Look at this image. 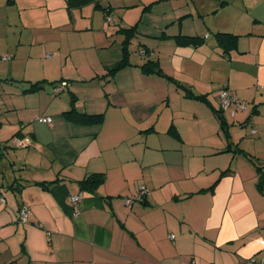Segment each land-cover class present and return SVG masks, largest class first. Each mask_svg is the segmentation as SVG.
Wrapping results in <instances>:
<instances>
[{
  "label": "crops",
  "instance_id": "obj_1",
  "mask_svg": "<svg viewBox=\"0 0 264 264\" xmlns=\"http://www.w3.org/2000/svg\"><path fill=\"white\" fill-rule=\"evenodd\" d=\"M238 2L196 0L198 7L180 13L187 17L197 13L204 19L233 8L242 13V20L238 19L242 26L220 25L212 35L231 33L239 44L222 56L206 31L172 34L201 37L203 43L196 49L210 50L214 60L224 64L228 79L217 92L191 87L205 100L170 96L172 115L165 109L166 121L150 125L146 135L139 131L147 130V115L141 118L122 90L136 91L138 83L144 88L145 80L154 78L137 70L127 67L104 83L98 76L115 62L98 63L99 72L92 76L91 67L97 63H83L79 57L70 64L69 53L52 54L58 58H43L42 72L21 80H75L58 97L50 93L51 84L40 92L23 93V85L3 81L14 78L10 73L0 76V198L5 200L0 202V264H252L251 258L262 260L264 192L257 186L261 173L249 158L264 166V0ZM17 3L2 0L0 11L6 25L22 23V35L28 23ZM15 8L22 18L14 15ZM12 54L10 66L17 63L18 47ZM209 59L210 55L205 57ZM157 61L164 71L168 61ZM57 62L66 66L61 76H48ZM3 83L13 88L3 90ZM222 89L248 104L233 117L236 104L225 110L227 130H222L216 117ZM209 94H215V101ZM71 95L81 103L80 113L103 114L101 124L69 122L62 113L69 108ZM181 98L194 108L183 112ZM176 111L190 114L189 119L181 115L170 121ZM42 117H51L52 123L39 122ZM193 121L196 127L187 125ZM170 125L179 138L168 134ZM193 130L195 142L190 143L188 133ZM229 144L242 152H233ZM91 173L105 175L94 194L79 186ZM54 180L59 199L38 184ZM142 187L146 192L139 198ZM78 194L80 214L73 217L69 199ZM22 208L30 211L29 224L18 222Z\"/></svg>",
  "mask_w": 264,
  "mask_h": 264
},
{
  "label": "rangeland",
  "instance_id": "obj_2",
  "mask_svg": "<svg viewBox=\"0 0 264 264\" xmlns=\"http://www.w3.org/2000/svg\"><path fill=\"white\" fill-rule=\"evenodd\" d=\"M18 1L20 3H17L18 7L22 8L21 15L28 23L26 24L28 29H23L22 35L20 34L22 23L19 21L18 23L12 22L11 26L6 25L3 19L4 12L0 11V76L5 77L6 74L10 73L14 77L12 79L16 78L15 80H21L35 75L37 72H42L44 68L42 59L45 58V54H57L59 52L63 56H67L69 53L67 62L70 64L80 61L79 57L81 60L83 58V63L87 61L93 64L97 63L91 67L92 76H95L99 72L100 64L98 63H113L122 57V42L125 35L117 30L118 24L121 22L124 25L137 26V34L127 47L128 60L132 64L131 67L129 66V70H137L139 74H142L139 66L143 63L146 55L151 56L150 58L153 60L161 58V62L168 61L163 71L166 76L183 84L188 83L186 85L192 88L195 86L201 92H217L226 85L228 79L224 64L215 61L210 50L179 46L171 35L177 32L206 31L210 41L214 39L212 32L216 30L217 26H225L230 22L238 24V19L242 20V13H238L229 7L213 16H205L204 19L194 13L192 16L178 21L181 12L198 7L196 0H95L99 1L101 7L95 8V4H88L83 8L71 11L66 9L67 0ZM207 1L211 2L212 0ZM238 1L235 0V4H238ZM16 12L18 9L14 12L17 19L22 18ZM235 13L238 17L233 18ZM208 24L211 26L210 31L207 30ZM239 25L242 26L241 23ZM140 39H145L150 48L149 50L144 48L147 52L145 55L142 54L143 48L139 45ZM238 44L239 41H237ZM211 45L212 41L210 42ZM17 47L18 55L14 57L17 63L10 66L12 62L6 57L12 56ZM175 49L180 50L171 58L170 54ZM208 55L211 59L205 60ZM51 58L57 59L58 57L51 55ZM65 67L63 63L58 64L57 62L54 68L49 71L48 76L60 77L61 70ZM67 69H70L69 65ZM82 69L80 68V71ZM211 81L215 83H210ZM9 84L3 83V90L13 88ZM18 85H23V83L19 81ZM136 88H138L136 91H130V88H123L122 90L130 96L133 110L139 112L141 118L147 115L144 125L147 130L139 131V134H143L151 129L150 125L160 126L164 118L166 121L165 109H167V113L172 115L169 112V97H177L181 92L176 91L175 82L166 77L148 78L145 80L144 88L139 83ZM87 92L88 90L82 95ZM162 92H164L163 96ZM209 96L215 101V94H209ZM83 100L81 99V102ZM181 101L184 104L183 112H188L189 106L191 110L194 108V105L186 102L184 98H181ZM40 102L44 104L45 99L42 98ZM79 103L77 99L76 107ZM183 112H174L173 117L170 116V121L181 115L189 119L190 114ZM204 122L202 120L201 123ZM187 125L196 127L197 124L193 121ZM203 129L207 131V128ZM188 136V141L194 143L195 131L189 132ZM206 140L205 138L204 141ZM9 142L14 144L12 140ZM27 223L24 222L23 224Z\"/></svg>",
  "mask_w": 264,
  "mask_h": 264
},
{
  "label": "trees",
  "instance_id": "obj_3",
  "mask_svg": "<svg viewBox=\"0 0 264 264\" xmlns=\"http://www.w3.org/2000/svg\"><path fill=\"white\" fill-rule=\"evenodd\" d=\"M8 1H12V0H8ZM66 2H67L66 3V9L68 11H71L73 9L83 8L84 6H86L88 4H95V8L101 7L99 1H95V0H67ZM105 10H107V9H105ZM187 16L188 15L179 16L178 21L186 18ZM117 30H118V32L125 35V39L122 42V57L120 60H118L117 62L113 63L110 67H108L106 69L105 74L98 76V79L104 80V83L109 82L110 80H112V78H114V76L117 73H119L120 71L131 66V64L128 60L127 47L130 44L131 40L134 38V36L137 34V26L136 25L135 26L134 25L133 26L124 25L120 22L118 24ZM141 34L144 35L143 33H141ZM173 38L175 39L176 44H178L179 46H192L193 48H196L203 43L201 37H199L197 35H193V34H181L180 33V34L174 35ZM213 38L215 40L216 45L221 50V54H223L222 56L228 55V53L231 50L237 48L238 37L234 34L218 31V32L214 33ZM139 45H141L143 48V50H141L143 52L142 53L143 55H145L147 53L144 48H146L147 50L150 49L149 45L147 44L145 39H140ZM51 55L52 54H46L45 59H47V60L52 59ZM150 57L151 56L146 55L144 57L143 63L139 66L141 73L144 76L166 77L170 81L175 82L176 91L181 92V94H183L184 97L193 98L196 100H203L205 98L204 96H202L200 94L194 93L191 86H188V85L183 84L177 80H174L171 77L166 76L164 74V72L162 71L157 59L153 60ZM6 59H10V61H11L12 57L8 56V57H6ZM8 80L11 82H17V83L19 82V80H15L12 78L3 79V81H8ZM72 80L62 78L60 80L58 79L55 81H51L49 83H48V81H44V80H41V81L21 80L20 82L23 83V88L26 89L23 91V93L36 92V91L40 92L42 89H45V84H51L52 91L50 93L52 95L58 97V96H61V94L64 91L67 92L70 90L72 82L75 81V80L74 81H72ZM222 90H225V89H222ZM66 92H64V93H66ZM76 104H77V98L75 97V95H71L70 100H69V108L62 113L63 116L69 122L76 123V124H86V125H96V124L99 125V124H101V122L103 120V114H101V113H97V114L80 113L76 107ZM224 112L225 111H223L219 108V110L217 111L218 114L216 115V117L220 121V124L222 123V130H227L229 128V125L225 121V119L223 118ZM253 113L254 112H252V114ZM42 118H45V117H42ZM49 118H51V117H49ZM37 120H38V118H37ZM245 122L246 121H244V123ZM51 123H52V121H51ZM167 132H168V134H170L176 138H179V134L173 125L169 126ZM229 145L231 146L230 150H233V152H239V153L242 152L241 149H238L237 147H234L232 149V145L231 144H229ZM249 159L256 166V169L258 170V172L261 173L259 175V180H258L257 186L261 192L262 191L264 192V166L257 165V162L254 159H252L251 157ZM228 171H231V169H228ZM228 171H224L223 174H226ZM57 180L64 181L65 179H57ZM57 180H54L52 182H42V183H38V184H40L44 190L51 192L54 196H56V198L59 199V193L57 192V190H58L57 188H59L57 186L58 185ZM104 180H105V175L103 173H91L88 176H86L83 180L79 181V186H80L81 190H86L90 194H94L95 189L97 187H99L104 182ZM9 188H10V190L12 189V191H14V190L18 191L19 190V189L13 188V186H10ZM211 188L212 187H210V189ZM202 191H204V190H202ZM0 194H1V192H0ZM78 195L81 196V194H78ZM80 200H81V198H80ZM79 201H78V203H79ZM0 202L4 203L5 202L4 198H0ZM70 206H71V204H70ZM20 210L18 212V222H20L19 221Z\"/></svg>",
  "mask_w": 264,
  "mask_h": 264
},
{
  "label": "built area",
  "instance_id": "obj_4",
  "mask_svg": "<svg viewBox=\"0 0 264 264\" xmlns=\"http://www.w3.org/2000/svg\"><path fill=\"white\" fill-rule=\"evenodd\" d=\"M218 104H219V108L221 110H226L227 108H229L233 104H236L237 108L243 106V103L241 104V103L237 102V100L235 98H233L230 95L229 91H227V90H221L219 92ZM38 121L41 123H44V124H50L52 120L49 117H45V118H38ZM251 133L255 134V130H252ZM15 143L19 144V145L21 144L18 140H15ZM145 192L146 191L142 187L141 188V194H140L139 198H141V196L144 195ZM80 198H81L80 195H76V196L74 195V196H71L69 199V202L72 206V216L73 217H77L80 214V212L77 208V204H78V201L80 200ZM29 214H30V211L27 208L21 209L20 213H19V221L22 223L27 222ZM250 262L252 264H264V252H263V258L261 261H256L254 258H251ZM191 264H193V262H191Z\"/></svg>",
  "mask_w": 264,
  "mask_h": 264
},
{
  "label": "water",
  "instance_id": "obj_5",
  "mask_svg": "<svg viewBox=\"0 0 264 264\" xmlns=\"http://www.w3.org/2000/svg\"><path fill=\"white\" fill-rule=\"evenodd\" d=\"M242 104V103H241ZM248 104L247 103H245V104H243V106H241V107H239V108H235V110L232 112V117L234 116V114H235V112L237 111H239V112H244L245 110H246V106H247Z\"/></svg>",
  "mask_w": 264,
  "mask_h": 264
},
{
  "label": "clouds",
  "instance_id": "obj_6",
  "mask_svg": "<svg viewBox=\"0 0 264 264\" xmlns=\"http://www.w3.org/2000/svg\"><path fill=\"white\" fill-rule=\"evenodd\" d=\"M226 90V89H225ZM239 103H242V102H239ZM243 104H245V103H243ZM223 111H225V110H223Z\"/></svg>",
  "mask_w": 264,
  "mask_h": 264
}]
</instances>
